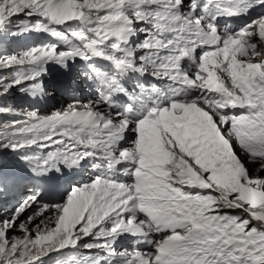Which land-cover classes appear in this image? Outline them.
<instances>
[{
	"label": "snow or ice",
	"instance_id": "1",
	"mask_svg": "<svg viewBox=\"0 0 264 264\" xmlns=\"http://www.w3.org/2000/svg\"><path fill=\"white\" fill-rule=\"evenodd\" d=\"M0 116V264H264V0H0Z\"/></svg>",
	"mask_w": 264,
	"mask_h": 264
},
{
	"label": "rangeland",
	"instance_id": "2",
	"mask_svg": "<svg viewBox=\"0 0 264 264\" xmlns=\"http://www.w3.org/2000/svg\"><path fill=\"white\" fill-rule=\"evenodd\" d=\"M37 33L34 34H30L31 36L29 37V35L24 36L19 38V40L17 41V43L21 44V45H29V44H33L36 43L38 40H40V37H37L36 35ZM48 38V36H46L45 38H42V40ZM12 47H15V43L12 45ZM82 61H77L74 66H81L82 65ZM52 67L54 66H50V73H51V77H45L46 80L50 79V78H59L61 79L62 77H64V75L62 74V72H52ZM82 68V67H80ZM78 69V68H77ZM57 73V74H56ZM10 96L15 97V99L17 101H21L22 98L16 93L15 90H13L12 93H10ZM64 97V101H60L61 98ZM71 103L70 101V97H67V95L62 94L59 95L57 94L54 98L49 99L47 101H42L38 107L41 109V113H49L53 110H58V109H62L65 107L66 104ZM6 119H10L9 117H5V116H0V121L6 120ZM10 156V153H0V159H3L5 157ZM5 202L0 201V205L4 204ZM157 239H159V237H157ZM88 240L85 239L82 243H87ZM93 252H95V250H92ZM89 250H86L83 248L82 244L80 247L76 248V249H69L67 252V255H88Z\"/></svg>",
	"mask_w": 264,
	"mask_h": 264
},
{
	"label": "clouds",
	"instance_id": "3",
	"mask_svg": "<svg viewBox=\"0 0 264 264\" xmlns=\"http://www.w3.org/2000/svg\"><path fill=\"white\" fill-rule=\"evenodd\" d=\"M157 237H158V236H157ZM157 237H156V238H157ZM125 242H128L127 239L123 240L121 244L124 246V243H125Z\"/></svg>",
	"mask_w": 264,
	"mask_h": 264
},
{
	"label": "bare ground",
	"instance_id": "4",
	"mask_svg": "<svg viewBox=\"0 0 264 264\" xmlns=\"http://www.w3.org/2000/svg\"><path fill=\"white\" fill-rule=\"evenodd\" d=\"M84 100H87V99H84ZM60 101H64V97L60 99ZM70 101H71V98H70ZM67 106V104L65 105V107Z\"/></svg>",
	"mask_w": 264,
	"mask_h": 264
}]
</instances>
